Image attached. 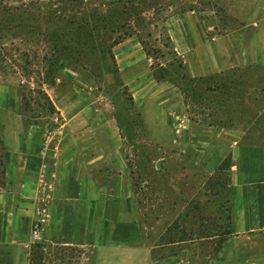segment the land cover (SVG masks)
Wrapping results in <instances>:
<instances>
[{"label":"rangeland","instance_id":"1","mask_svg":"<svg viewBox=\"0 0 264 264\" xmlns=\"http://www.w3.org/2000/svg\"><path fill=\"white\" fill-rule=\"evenodd\" d=\"M188 11L205 42L194 35L195 50L182 59L165 23ZM101 17L104 30L76 29ZM185 30H195L188 20ZM130 37L141 43L153 79L176 86L189 106L172 125L142 120L134 89L122 79L112 50ZM77 97L86 125L112 120L118 131L104 125L110 138L126 140L130 194L116 210L79 218L78 244L47 241L45 223L39 239L30 233L16 235L26 242L0 243V264H219L221 242L236 230L243 185L234 179L235 158L220 159L222 147L191 159L188 144L196 139L187 133L190 123L217 133L239 125L246 142L264 144V0H0V108L14 107L7 121L0 113V187L5 134L18 123L25 135L57 131L66 121L61 104ZM226 133L235 140L238 132ZM2 197L8 206L16 199ZM42 200L34 198L35 212L47 207Z\"/></svg>","mask_w":264,"mask_h":264},{"label":"crops","instance_id":"2","mask_svg":"<svg viewBox=\"0 0 264 264\" xmlns=\"http://www.w3.org/2000/svg\"><path fill=\"white\" fill-rule=\"evenodd\" d=\"M187 20L195 30H185ZM198 25L191 11L170 17L165 23L172 47L182 59H188L195 50L194 35L200 45L205 42L203 30H196ZM112 51L123 81L134 89L133 99L142 120L172 125L173 117L188 112L189 106L176 86L153 79L148 59L136 38L117 43ZM76 99L63 101L66 121L49 135L41 137L40 129L25 135L19 123L10 135L5 134L2 163L6 165L2 166V177L6 182L5 187H0V198L8 192L16 199L13 198L11 206L7 199L0 200V243L26 242L16 235L29 239L35 216L45 209L42 225L46 223V240L62 246L76 245L79 218L88 217L94 211L116 210V205L124 203L129 196V174L122 150L126 140L110 138V128L118 131L112 120L104 124L110 128L86 125L79 111V98ZM9 105L0 108L5 121L14 110ZM189 125L187 135L196 139L188 144L189 157L194 160L198 151L204 153L203 156L212 155L214 147H222L220 159L228 154L235 158L234 179L243 185L237 193L236 230L221 242L219 264H264V144L246 142L245 126L218 127L221 131L217 133L209 124ZM200 130H203L202 135L197 133ZM102 131L109 133V138L106 135L107 138H102ZM229 131L238 132L235 140L228 136ZM185 139L178 142L183 149L187 148ZM35 197L43 198L47 207L35 212ZM129 205L132 209L131 201ZM57 228L54 234L52 231ZM90 228L89 222L85 224V230Z\"/></svg>","mask_w":264,"mask_h":264},{"label":"trees","instance_id":"3","mask_svg":"<svg viewBox=\"0 0 264 264\" xmlns=\"http://www.w3.org/2000/svg\"><path fill=\"white\" fill-rule=\"evenodd\" d=\"M105 20H107V18L106 17H101L100 19H97V22L96 23H93V22H91V23H85V24H77V27L78 28H76V29H79V28H81L82 27V29L83 30H104V29H106V23H102V22H104ZM73 21H74V19L71 21V23H73ZM98 23V24H97ZM102 23V24H101ZM99 24H101V26H99ZM99 27H101V28H99ZM119 42H122V41H117V42H115V45L117 44V43H119ZM156 75V76H155ZM163 75L164 74H162V77H163ZM154 76L156 77V79H159L160 77V75H158L157 76V74H155L154 73ZM225 161V160H224ZM225 163V162H224ZM222 165H223V163H222ZM29 259L31 260V258L29 257ZM31 264V263H30Z\"/></svg>","mask_w":264,"mask_h":264},{"label":"built area","instance_id":"4","mask_svg":"<svg viewBox=\"0 0 264 264\" xmlns=\"http://www.w3.org/2000/svg\"><path fill=\"white\" fill-rule=\"evenodd\" d=\"M42 213H45V209L41 210V214H39V219H37L35 224L32 226V237L34 239L40 238V227L43 223V219H42L43 214Z\"/></svg>","mask_w":264,"mask_h":264}]
</instances>
